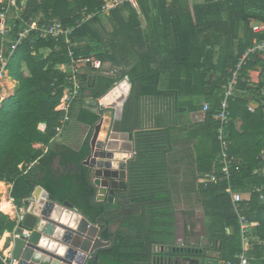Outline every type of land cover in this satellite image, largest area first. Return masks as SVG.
I'll list each match as a JSON object with an SVG mask.
<instances>
[{
  "label": "trees",
  "instance_id": "16d2710c",
  "mask_svg": "<svg viewBox=\"0 0 264 264\" xmlns=\"http://www.w3.org/2000/svg\"><path fill=\"white\" fill-rule=\"evenodd\" d=\"M18 1L21 4L22 0ZM107 1L28 0L20 17L8 27V37L14 40L40 13H44L45 19L57 18L64 25L76 26L70 43L41 37L37 31H31L10 62L12 77L18 81V86L15 94L4 99L0 106V180L13 182L12 197L19 208L33 200L34 191L42 186L59 203L71 201L92 222L107 225L115 222L110 214L120 204L95 201L97 189L90 179V168L84 163L90 153L91 136L79 150L68 145H63L59 151L51 148L52 141L65 126L64 113L56 107L65 88L66 65L72 64L69 49L75 52L76 59L95 55L105 62L104 67L108 66L99 73L86 71L81 75L83 90H88L90 97H102L128 77L134 83L138 98L154 97L158 101L152 102L164 103L170 111H178L174 97L180 80L177 86L161 90L158 86L161 71L142 70L149 60L160 57L162 45H167L172 83L175 78H181L184 71L190 82L187 88L208 99L205 120L192 129L186 140L196 139L199 174L203 176L214 168L213 162L219 153L218 114L225 88L231 70L236 69L242 56L254 46V40L264 39V31L256 33L251 27L253 19L264 22V0L208 1L195 5L193 10L186 8L184 18L181 15L177 18L167 0H154L159 9L155 14L163 15L165 22L164 27L153 26L149 34L142 26V15L151 14L149 0H139L141 11L137 4H126L108 15L101 11ZM84 14L93 15L77 25ZM21 64L27 67L28 75L20 71ZM254 68L261 70L258 83L249 81L250 70ZM263 102L264 57L251 54L242 66L235 94L230 99L227 126L230 152L234 155V186L251 196L250 200L241 202V211L251 225L248 233L250 264H264V200L253 191L254 186L264 185V159L260 157L264 150ZM251 103L259 104L254 112L249 110ZM204 105H192L191 109L204 110ZM100 117L98 112L83 109L78 120L94 127ZM161 117L158 115L154 124L145 123L138 130L136 153L129 162L128 197L129 202L141 210L139 213L131 211L115 233L105 230L104 237L112 239L114 236L115 242L102 248L100 253L111 264L144 262L155 242L167 243L173 239L175 206L168 154L175 139L170 129L162 127ZM238 119L242 120L241 126ZM41 124L45 125L44 129L40 128ZM30 162L36 164L25 173V164ZM200 188L206 196L203 202L206 213L212 219L224 220L220 234L224 260L239 262L237 256L243 249L241 227L226 192L227 183H210L206 187L201 184ZM8 221L0 210L1 232ZM225 227H231L232 233H226ZM0 264H7L2 257Z\"/></svg>",
  "mask_w": 264,
  "mask_h": 264
},
{
  "label": "water",
  "instance_id": "95a60500",
  "mask_svg": "<svg viewBox=\"0 0 264 264\" xmlns=\"http://www.w3.org/2000/svg\"><path fill=\"white\" fill-rule=\"evenodd\" d=\"M27 3L28 0H24V6ZM137 98L134 83L128 77L103 95L102 108L113 111L112 120L105 137L100 138L104 124V117H100L90 139V153L84 161L97 189L95 201L117 202L128 210L132 205L128 197L129 162L132 159L129 154L136 152L138 130L158 115L169 120L173 111L164 103ZM171 116L174 119V112ZM49 199L51 202L40 208L36 203L27 204L19 232L28 228L31 233L14 239L12 260H16V264H46L43 255H47L63 264H111L100 253L102 248L115 242L114 237L104 238L105 230L111 226L92 222L69 200L59 203L53 195H49ZM211 245L210 239L188 245L174 241L155 242L148 259L137 264H220L221 255L210 249ZM220 246L216 242L214 248ZM62 247L75 252V257L61 254Z\"/></svg>",
  "mask_w": 264,
  "mask_h": 264
},
{
  "label": "crops",
  "instance_id": "0c3cea01",
  "mask_svg": "<svg viewBox=\"0 0 264 264\" xmlns=\"http://www.w3.org/2000/svg\"><path fill=\"white\" fill-rule=\"evenodd\" d=\"M154 0H149L151 3V14L142 15V26L149 34L151 28L153 26L156 27H164L165 20H162L163 15H156L155 12L159 9L154 5ZM208 1H217V0H167L168 6H172L175 11V15L179 18L181 15L184 18V12L186 8H191L197 4H204ZM28 5V3H27ZM26 5V6H27ZM22 9L20 12L16 13L15 9H11L8 19L7 26L11 27L13 25V21L17 18V14L20 16L23 11L24 0L21 2ZM136 7L139 10H142L141 2L138 1ZM35 19L41 21V23H48L52 21L54 18L45 19L44 13H40ZM155 19L157 21H155ZM48 20V21H47ZM171 20V17H169ZM260 22L259 20L253 19L251 21V27L254 23ZM109 28V26H107ZM253 29V27H252ZM254 31V30H253ZM72 34V33H71ZM160 34H163L160 32ZM71 36V35H70ZM52 38V37H51ZM71 39V38H70ZM161 56L151 59L150 62L144 64L142 70L151 71L153 69H159L160 73V82L159 89L167 90L168 86H177L176 83L180 80L179 89H175V97L177 98V105H179V110L174 112V119H172V112H170L169 120H165V117H161L162 127L165 129H170L172 139H175L171 150L168 154V167H169V176H170V187L173 194V202L175 206V229L174 236L172 241L175 243H184L188 244H197L200 243L201 239H210L212 241V245L210 249H214L217 253L221 255V261H230L224 260L223 258V242L220 238V234H222L224 229V220L221 217L217 219L211 218L205 211L204 208V200L205 194L200 190V185L204 184L205 177L202 176L199 170V161H198V152H197V142L195 137L192 139L193 142H190L187 139L190 134H192V129L199 123L203 122L206 117V111L203 108L192 110V105H196L201 107L204 103L208 102L206 97H201L198 92H193L190 88H187L189 78L185 75L184 71H181V78H175V83H172V79L174 77L170 76V67L171 65L168 63V46L163 44L160 49ZM158 62V63H157ZM109 64V63H107ZM108 66H105L102 70H106ZM69 65H66V70L68 74H71V71L68 70ZM100 70V71H102ZM20 71L25 74H29V71L25 64H21ZM99 71V72H100ZM98 72V73H99ZM183 75V76H182ZM67 78V77H66ZM261 79V70L259 68H254L250 70L249 81L253 83H258ZM66 80V79H65ZM65 82V81H64ZM178 83V84H179ZM190 83V82H189ZM187 84V85H186ZM65 82V86H66ZM18 86V81H16L12 77L11 69L8 77L5 79L4 83L0 84V93L2 95L3 100L13 96L16 92ZM89 95V91H84L82 89V94L77 97L68 112L69 119L65 121V126L63 131L54 138L51 144V148L55 151H59V149L63 145H68L69 147L79 150L83 146L86 139L93 134L94 127L91 125L81 122L78 120V117L83 109H87L93 112H96L86 106L87 101L91 98ZM94 98V97H93ZM141 98V97H140ZM147 102H152L156 100L154 97L146 96L142 97ZM138 99V98H137ZM158 101V100H156ZM173 101V102H174ZM58 106V105H57ZM57 108V107H56ZM174 108V107H173ZM183 108V109H182ZM191 109V110H189ZM57 110V109H56ZM106 116L104 118V124L102 129V134L100 138H104L106 131L109 128L111 122V115L113 111L109 108H105ZM97 113V112H96ZM238 125H242V120L238 119ZM98 123V122H97ZM41 129L45 128L44 124L40 125ZM220 150V146H219ZM136 152H131L129 157H134ZM36 164V163H35ZM35 166V165H34ZM213 170L210 172H220V166L217 164V158L214 159L213 162ZM22 169V165H20ZM26 170V169H25ZM24 170V171H25ZM26 173V172H25ZM209 173V172H207ZM210 183H218V182H210ZM209 183V184H210ZM208 184V185H209ZM205 186V185H204ZM206 187V186H205ZM12 189L13 182L8 179L0 180V210L6 215L8 224L6 225L5 230L0 234H3L0 240V257H2L6 263H10L12 261V253L14 249V234L18 231V210L20 209L16 204L12 197ZM227 192V191H226ZM228 194V192H227ZM34 199L26 202L22 208H24L25 214L27 213V204H37L38 208L42 207L47 202H51L49 199V193L42 187L38 186L34 191ZM229 195V194H228ZM230 196V195H229ZM247 196V195H245ZM231 198V196H230ZM232 202V198H231ZM7 203L9 206H7ZM117 203V202H116ZM233 205V203H232ZM15 207L14 211L13 208ZM141 208L137 205H131L128 208L118 206L117 209L112 210L110 217L115 221L110 226L109 231L111 233H115L118 231L121 222L125 219V217L129 216V213L133 211L134 213H139ZM241 227V226H240ZM1 228V227H0ZM226 233L231 234L232 228L225 227ZM134 234H137L134 231ZM241 234V244H242V252H246V246L244 245L242 232ZM115 238V237H114ZM216 242L220 243L219 248H214ZM250 248V244L247 246ZM240 253V254H241ZM248 253V251H247ZM239 254V255H240ZM238 258V256H237ZM239 259V258H238ZM236 263V262H235ZM238 263V262H237Z\"/></svg>",
  "mask_w": 264,
  "mask_h": 264
},
{
  "label": "built area",
  "instance_id": "2783aa9c",
  "mask_svg": "<svg viewBox=\"0 0 264 264\" xmlns=\"http://www.w3.org/2000/svg\"><path fill=\"white\" fill-rule=\"evenodd\" d=\"M139 0H109L105 5L102 7V12L104 14H110L113 9L118 8L121 5H132L135 6ZM0 5L2 9L0 11V84L4 83L5 79L8 77L10 72V62L12 57L14 56L17 48L23 42L24 38L31 32L37 31L41 37H52L56 40L64 39L66 43H70V35L76 28L75 25L68 26L64 25L59 19L54 18L52 21L48 23H40L38 19H31L33 20L20 34L17 36L16 39L11 40L8 37L9 28L7 26V19L11 9H15L16 13L20 12L22 9L21 4L18 0H0ZM86 15V14H84ZM93 14L86 15L83 17L82 22H77V25H81L84 21L88 20L92 17ZM17 18L20 17L18 14ZM254 32L260 33L264 31V22H255L252 26ZM251 54H259L264 57V39L263 40H254V46L249 48L246 53L242 56L239 63L236 66V69L231 70L232 75L228 80V84L225 88L224 98L221 102V109L219 111V126L217 130L218 135V142L220 146V150L217 157V164L220 166V172H209L205 173V181L204 185L207 186L210 182H226L227 188L226 191L232 198V203L234 210L238 216L239 224L241 226L242 237L244 241V245L246 246V252L241 253L238 255L239 262L235 263L234 261H220V264H250V259L248 256L247 251L249 248L247 247L250 244L249 240V230H250V223L245 214L241 211V202L244 200H250L251 196L249 193H244L240 190H237L233 183V170L232 167L234 165V155L230 152V141L228 139L227 133V126L230 121V99L234 96L236 88H237V81L240 77V71L242 66L245 64L246 60ZM69 56L71 58L72 64L69 66V74L65 80L66 86L63 90V94L60 98V102L57 106V110L64 113L63 120L64 122L69 119L68 112L72 106L73 101L82 94L83 89V80L81 75L86 71H92L93 73H97L104 68V61L96 57L95 55H91L87 58L76 59L75 52L72 49H69ZM122 81V80H121ZM120 83L117 82L114 86H117ZM113 86V87H114ZM103 97V96H102ZM102 97L100 98H90L87 101L86 106L96 112H98L101 117L106 116V112L102 107L104 103L102 101ZM3 101L2 95L0 93V106ZM264 105V102L262 103ZM259 105V104H258ZM255 103H251L249 106V110L254 112L258 106ZM209 109V104L205 103L204 110ZM112 120V119H111ZM155 119L148 121L147 124H154ZM261 158L264 159V150L262 151ZM35 162L26 163L25 167L27 172L31 168H33ZM23 167V164H22ZM262 174H264V167L262 170ZM257 172V171H256ZM253 191L260 194L261 199L264 200V185H256L253 187ZM247 195V196H245ZM15 207L13 208L14 211ZM25 213L24 208H20L18 210V231L14 234V239L20 237L22 235L28 236L31 233V229L23 228L22 233L19 232V228L22 224V216ZM3 234H0V240ZM16 260H12L10 263L7 264H16Z\"/></svg>",
  "mask_w": 264,
  "mask_h": 264
},
{
  "label": "bare ground",
  "instance_id": "6f19581e",
  "mask_svg": "<svg viewBox=\"0 0 264 264\" xmlns=\"http://www.w3.org/2000/svg\"><path fill=\"white\" fill-rule=\"evenodd\" d=\"M7 206H9V204L7 203ZM60 253L63 254V255H66L68 254L69 257L73 258L75 257V252L73 251H67L66 248L62 247L60 249ZM43 260L46 264H63L62 262H60L59 260L55 259V258H50L49 256L47 255H43Z\"/></svg>",
  "mask_w": 264,
  "mask_h": 264
},
{
  "label": "flooded vegetation",
  "instance_id": "af4514ba",
  "mask_svg": "<svg viewBox=\"0 0 264 264\" xmlns=\"http://www.w3.org/2000/svg\"><path fill=\"white\" fill-rule=\"evenodd\" d=\"M129 190V189H128ZM130 203V202H129ZM130 204H132V203H130ZM133 205V204H132ZM131 206V205H130ZM109 230V229H108ZM114 237V236H113ZM105 238V237H104ZM106 239V238H105Z\"/></svg>",
  "mask_w": 264,
  "mask_h": 264
},
{
  "label": "rangeland",
  "instance_id": "374dc122",
  "mask_svg": "<svg viewBox=\"0 0 264 264\" xmlns=\"http://www.w3.org/2000/svg\"><path fill=\"white\" fill-rule=\"evenodd\" d=\"M144 61V60H143ZM156 61V60H155ZM148 62H150V60L148 61ZM144 63H146V62H144ZM158 63V62H157ZM6 228V227H5Z\"/></svg>",
  "mask_w": 264,
  "mask_h": 264
}]
</instances>
